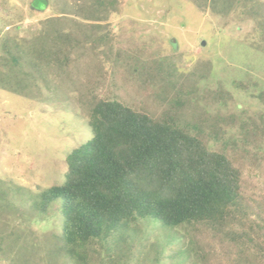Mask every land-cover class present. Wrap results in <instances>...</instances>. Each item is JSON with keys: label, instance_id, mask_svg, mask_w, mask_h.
<instances>
[{"label": "rangeland", "instance_id": "374dc122", "mask_svg": "<svg viewBox=\"0 0 264 264\" xmlns=\"http://www.w3.org/2000/svg\"><path fill=\"white\" fill-rule=\"evenodd\" d=\"M96 1L0 0V191L9 202H0V264H75L62 203L40 194L65 183L100 99L201 124L208 148L240 170L250 220L263 229L264 136L255 127L264 125V0H108L107 14L93 11ZM58 46L60 63L40 59ZM9 53L21 56L11 72ZM134 228L131 259L116 264H264L251 245L240 249L236 225ZM105 245L86 246L81 263L108 264Z\"/></svg>", "mask_w": 264, "mask_h": 264}, {"label": "trees", "instance_id": "16d2710c", "mask_svg": "<svg viewBox=\"0 0 264 264\" xmlns=\"http://www.w3.org/2000/svg\"><path fill=\"white\" fill-rule=\"evenodd\" d=\"M110 7L97 0L93 11L107 14ZM9 55L13 64L2 65L11 72L21 56ZM62 55L58 46L40 59L60 63ZM182 105L178 99L176 108ZM176 115L155 118L117 99L95 102L92 139L67 157L65 183L40 194L43 203L61 201L62 240L75 264L86 259V246L99 242L106 244L108 264L131 259L140 221L167 229L236 225L240 230L231 232L240 249L251 245L256 257H264V228L250 220L254 212L242 196L240 170L227 154L208 148L201 124L192 128ZM255 129L264 136V125ZM6 199L1 190V205Z\"/></svg>", "mask_w": 264, "mask_h": 264}]
</instances>
